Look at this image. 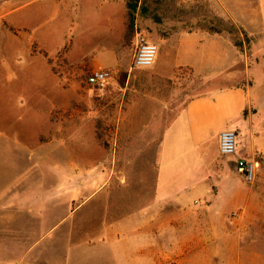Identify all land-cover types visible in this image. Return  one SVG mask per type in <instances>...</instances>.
I'll use <instances>...</instances> for the list:
<instances>
[{
	"label": "rangeland",
	"instance_id": "374dc122",
	"mask_svg": "<svg viewBox=\"0 0 264 264\" xmlns=\"http://www.w3.org/2000/svg\"><path fill=\"white\" fill-rule=\"evenodd\" d=\"M118 1L110 5V15H115L111 29L96 0H0V47H31L32 53L46 57L54 77L51 110L33 116L29 129L34 131V139L18 149V176L13 180L19 221L26 219V213L33 215L34 226L25 229L28 236L21 234V228L17 237L10 236L9 228L1 229L0 264L33 263L29 251L45 242L37 238L46 230L38 226L43 219L51 224L62 218L86 222L82 230L91 235L97 230L96 224L90 226L91 221L106 219L109 214L117 218L125 206L136 208L149 202L155 167L148 140H155L159 128L174 118L186 99L237 81L250 82L247 68L264 64L258 29L264 3L259 0H121V29ZM130 6L135 8L132 35L125 29ZM49 23L57 33L67 32L64 43L52 44L61 48L50 56L38 48L42 43L35 35ZM193 30L217 37L212 41L226 47L231 64L212 69L208 76L188 67L168 66L167 57L174 55L176 47H159L160 41L171 37L175 43L177 35ZM136 31L161 52L150 66H131ZM69 52L74 57L68 58ZM214 57L211 65L217 61ZM99 68L116 70L102 89L86 82L88 72ZM228 73L233 76L226 78ZM220 156V161H233ZM233 179L244 195L242 207L227 213L229 234L243 238L237 258L240 264H264V157L258 159L251 182L240 174ZM2 199L11 203L10 196ZM107 205L112 209L109 214ZM24 206L34 211H21ZM192 214L180 218L177 230L164 228V238L192 235Z\"/></svg>",
	"mask_w": 264,
	"mask_h": 264
},
{
	"label": "crops",
	"instance_id": "0c3cea01",
	"mask_svg": "<svg viewBox=\"0 0 264 264\" xmlns=\"http://www.w3.org/2000/svg\"><path fill=\"white\" fill-rule=\"evenodd\" d=\"M96 1L105 14L106 26L113 29L115 15H110V5L115 0ZM118 3L121 29L123 2ZM258 29L262 32V46L264 10L259 13ZM35 32L42 43L38 48L49 56L61 48L53 43L61 44L67 39V32L57 33L51 23ZM212 38L217 40L208 32L193 30L177 35L175 43L171 37L163 39L159 47H176L171 58L166 56L168 66L188 67L208 76L212 69L231 64L226 47L222 49ZM73 55L69 52L66 56ZM213 57L217 61L211 65ZM247 70L250 82L237 81L186 99L174 118L159 128L155 140H148L155 167L149 202L136 208L125 206L117 218L108 213L112 209L107 205L108 218L90 222L97 228L91 235L82 230L86 222L62 218L58 222H64L57 226V221H39L38 226L46 230L37 238L45 242L29 251L33 252L29 257L32 264H240L237 257L243 238L229 234L227 213L242 207L244 195L233 179L239 176L235 167L219 159L218 134L225 128L233 129L239 156L256 163L264 157V64ZM228 74L226 78L233 76ZM237 75L234 73V77ZM52 78L46 57L32 53L31 47H0V233L9 228L10 236L17 237L21 228V234L28 236L25 229L34 226L30 220L33 215L27 213L26 219L19 221L13 180L18 176V149L34 139V131L29 129L33 116L46 115L51 110ZM62 96L65 105L67 95L64 92ZM8 181L11 185H7ZM6 196L11 197V203L2 202ZM29 208L24 206L21 211H34ZM186 213H193V234L166 240L163 229L180 228ZM168 243L178 246L169 247Z\"/></svg>",
	"mask_w": 264,
	"mask_h": 264
},
{
	"label": "built area",
	"instance_id": "2783aa9c",
	"mask_svg": "<svg viewBox=\"0 0 264 264\" xmlns=\"http://www.w3.org/2000/svg\"><path fill=\"white\" fill-rule=\"evenodd\" d=\"M134 50L131 58L133 68L150 66L157 55L158 47L148 40L144 34L136 31L133 36ZM116 70L113 68L92 69L86 76V82L97 89L104 88L113 79ZM218 151L223 157L231 158L235 163V170L247 182H251L256 175V162L239 156L236 151V132L225 128L218 134Z\"/></svg>",
	"mask_w": 264,
	"mask_h": 264
},
{
	"label": "trees",
	"instance_id": "16d2710c",
	"mask_svg": "<svg viewBox=\"0 0 264 264\" xmlns=\"http://www.w3.org/2000/svg\"><path fill=\"white\" fill-rule=\"evenodd\" d=\"M129 9V7H128ZM134 6H130V9L127 12V22H126V33L128 35L133 34V11H134Z\"/></svg>",
	"mask_w": 264,
	"mask_h": 264
},
{
	"label": "water",
	"instance_id": "95a60500",
	"mask_svg": "<svg viewBox=\"0 0 264 264\" xmlns=\"http://www.w3.org/2000/svg\"><path fill=\"white\" fill-rule=\"evenodd\" d=\"M230 165L233 166V167H235V163H234V161H231V162H230Z\"/></svg>",
	"mask_w": 264,
	"mask_h": 264
}]
</instances>
